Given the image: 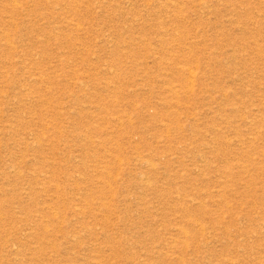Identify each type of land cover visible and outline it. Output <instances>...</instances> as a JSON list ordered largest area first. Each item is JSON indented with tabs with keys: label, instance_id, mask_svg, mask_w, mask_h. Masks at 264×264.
<instances>
[{
	"label": "rangeland",
	"instance_id": "374dc122",
	"mask_svg": "<svg viewBox=\"0 0 264 264\" xmlns=\"http://www.w3.org/2000/svg\"><path fill=\"white\" fill-rule=\"evenodd\" d=\"M0 264H264V0H0Z\"/></svg>",
	"mask_w": 264,
	"mask_h": 264
},
{
	"label": "bare ground",
	"instance_id": "6f19581e",
	"mask_svg": "<svg viewBox=\"0 0 264 264\" xmlns=\"http://www.w3.org/2000/svg\"><path fill=\"white\" fill-rule=\"evenodd\" d=\"M144 164H146L148 167H152V163H151V162L149 163V162L146 161ZM143 167H144V166H143ZM13 169H14V168H13ZM144 182H145V180H144ZM141 183H142V181H141Z\"/></svg>",
	"mask_w": 264,
	"mask_h": 264
}]
</instances>
